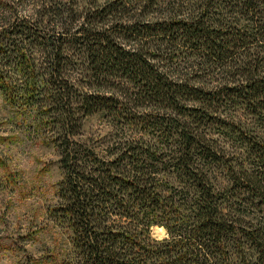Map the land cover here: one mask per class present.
I'll use <instances>...</instances> for the list:
<instances>
[{"label": "trees", "instance_id": "16d2710c", "mask_svg": "<svg viewBox=\"0 0 264 264\" xmlns=\"http://www.w3.org/2000/svg\"><path fill=\"white\" fill-rule=\"evenodd\" d=\"M70 1L0 33V93L59 153L60 264H264V0Z\"/></svg>", "mask_w": 264, "mask_h": 264}, {"label": "rangeland", "instance_id": "374dc122", "mask_svg": "<svg viewBox=\"0 0 264 264\" xmlns=\"http://www.w3.org/2000/svg\"><path fill=\"white\" fill-rule=\"evenodd\" d=\"M39 1L0 0V33L26 20L36 28ZM87 1L70 8L80 13ZM111 131L106 117L95 114L83 120L76 139L100 150ZM50 134L35 110L11 106L0 93V264H60L68 249V231L49 217L62 179ZM159 228L152 227L153 237L161 234Z\"/></svg>", "mask_w": 264, "mask_h": 264}, {"label": "clouds", "instance_id": "9594fccd", "mask_svg": "<svg viewBox=\"0 0 264 264\" xmlns=\"http://www.w3.org/2000/svg\"><path fill=\"white\" fill-rule=\"evenodd\" d=\"M167 237H168L167 230L162 228V229H161V234L155 236L154 239L157 240V241H161V242H162V241L165 240Z\"/></svg>", "mask_w": 264, "mask_h": 264}, {"label": "bare ground", "instance_id": "6f19581e", "mask_svg": "<svg viewBox=\"0 0 264 264\" xmlns=\"http://www.w3.org/2000/svg\"><path fill=\"white\" fill-rule=\"evenodd\" d=\"M159 229H162V228H159Z\"/></svg>", "mask_w": 264, "mask_h": 264}]
</instances>
